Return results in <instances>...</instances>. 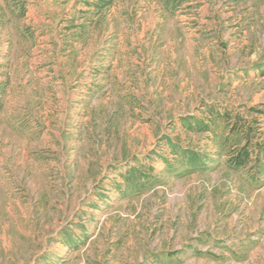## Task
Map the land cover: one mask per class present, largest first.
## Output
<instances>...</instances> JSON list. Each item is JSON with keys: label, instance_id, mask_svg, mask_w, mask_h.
<instances>
[{"label": "rangeland", "instance_id": "rangeland-1", "mask_svg": "<svg viewBox=\"0 0 264 264\" xmlns=\"http://www.w3.org/2000/svg\"><path fill=\"white\" fill-rule=\"evenodd\" d=\"M210 108L264 145V0H0V264H264Z\"/></svg>", "mask_w": 264, "mask_h": 264}, {"label": "trees", "instance_id": "trees-1", "mask_svg": "<svg viewBox=\"0 0 264 264\" xmlns=\"http://www.w3.org/2000/svg\"><path fill=\"white\" fill-rule=\"evenodd\" d=\"M216 110L210 108L209 112L213 118L221 120V122L225 123V128L228 129L224 143H227L232 139H236L237 137H239V140L241 141L240 145L233 146L229 151L226 166L233 171L247 168L251 163H253L254 168H257L261 164L262 166L260 168H263L264 145L256 141L257 133L253 129L252 125L240 115L235 113L232 114L227 110H220L216 113ZM186 122L190 130L205 131L210 127L208 123L205 124L199 121L187 119ZM210 123L214 124L213 119H211ZM261 172H264V170Z\"/></svg>", "mask_w": 264, "mask_h": 264}]
</instances>
